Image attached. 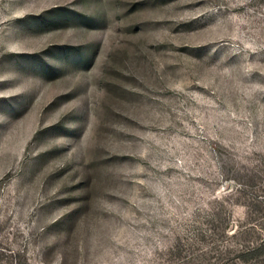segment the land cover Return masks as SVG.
I'll list each match as a JSON object with an SVG mask.
<instances>
[{"label": "rangeland", "instance_id": "rangeland-1", "mask_svg": "<svg viewBox=\"0 0 264 264\" xmlns=\"http://www.w3.org/2000/svg\"><path fill=\"white\" fill-rule=\"evenodd\" d=\"M261 237L264 0H0V264H244Z\"/></svg>", "mask_w": 264, "mask_h": 264}, {"label": "trees", "instance_id": "trees-1", "mask_svg": "<svg viewBox=\"0 0 264 264\" xmlns=\"http://www.w3.org/2000/svg\"><path fill=\"white\" fill-rule=\"evenodd\" d=\"M240 255L244 264H264V237H261L255 244L243 248ZM250 259H254V262L250 263Z\"/></svg>", "mask_w": 264, "mask_h": 264}]
</instances>
